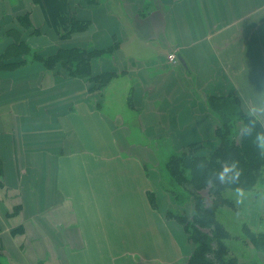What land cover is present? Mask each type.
<instances>
[{"label":"crops","instance_id":"0c3cea01","mask_svg":"<svg viewBox=\"0 0 264 264\" xmlns=\"http://www.w3.org/2000/svg\"><path fill=\"white\" fill-rule=\"evenodd\" d=\"M73 19L90 25L71 34ZM19 39L45 57L113 50L91 72L116 76L102 85L29 55L0 71L2 263L186 264L195 247L167 219L181 208L161 151L218 148L212 98L237 95L264 127V0H0V56ZM256 221L230 248L242 264H264Z\"/></svg>","mask_w":264,"mask_h":264},{"label":"trees","instance_id":"16d2710c","mask_svg":"<svg viewBox=\"0 0 264 264\" xmlns=\"http://www.w3.org/2000/svg\"><path fill=\"white\" fill-rule=\"evenodd\" d=\"M21 24L31 27L28 15L19 19ZM69 33L85 31L90 22H80L73 19ZM12 33H10L11 36ZM20 40V39H19ZM105 52L110 51H86L82 49L62 50L55 55L45 57L38 52L32 53L26 43L16 42L12 44L5 54L0 56V71L12 70L23 66L27 62L14 63L9 61L14 57L29 55L34 61L43 62L48 70H54L58 65H63L74 77H83L102 85H107L116 74L108 73L94 77L91 72V63ZM212 105L216 114L222 119V124L216 129V137L219 139V146L206 156L201 154L203 146L194 144L178 155H172L167 162V169L171 179L177 183L189 195L194 212L188 216L181 209H171L167 213L168 220H175L184 227L189 242L195 247L192 255L186 264H242L238 257L231 253L227 241L231 239V233L227 231L224 224L218 219V212L221 208L234 207L232 202L225 197L226 190H236L242 193L255 191L254 189L264 185V149H261L258 142L254 143L257 132L264 131V127L258 117L247 113L242 101L237 95H229L228 98H212ZM227 101H237L241 104L239 116L245 119L241 126L238 139L230 138L232 126L231 115L233 111L225 107L222 103ZM218 107V108H216ZM255 127L252 128V124ZM246 129H251V134L246 133ZM206 149V148H205ZM235 165V166H233ZM225 168L231 170L224 174L223 180L219 174ZM237 172L239 173L237 177ZM2 168H0V176ZM173 195L174 192H172ZM205 194H208V198ZM176 199H182V196ZM148 197L154 209L158 210V199L154 193L149 192ZM210 197V201H208ZM185 200V198L183 197ZM179 205L184 208L185 201ZM180 201V200H179ZM210 202V203H208ZM182 205V206H181ZM249 241L258 251H264V235L256 234L250 229L246 230ZM0 249V264L1 257Z\"/></svg>","mask_w":264,"mask_h":264},{"label":"rangeland","instance_id":"374dc122","mask_svg":"<svg viewBox=\"0 0 264 264\" xmlns=\"http://www.w3.org/2000/svg\"><path fill=\"white\" fill-rule=\"evenodd\" d=\"M170 63L175 65L173 62H170ZM115 92L120 93V91H118V89L116 88H115ZM218 104H221V103H217V104L212 103V105L214 106H217ZM222 105H224L227 108L231 107L233 111V115L230 116L231 117L230 126H232V129H231L232 131L229 134V136L230 138L238 139L240 135V131H241V129L239 128H241V126L245 122V119H242V117L239 116V112L241 110V104L237 101H233V102L227 101L225 103H222ZM204 148L201 151V154L204 156H206V154H209V152L214 151V148L212 147L206 146V149ZM166 152L167 151L163 149L161 151V153L163 154V158L169 160L172 153H166ZM166 171H168L167 165H166ZM168 177L171 183V184H167L168 191L174 192V194L179 197L182 196L181 197L182 199L179 198L180 200L179 201L178 199H176L175 195L171 194L170 195L172 196L171 200L175 202V206L178 207V204L180 205L182 203L181 201L184 200L183 199L184 197L186 200V201L184 200L185 206H184V209L181 208V210L186 212L188 216H191L193 208H192L190 201L188 200L189 195H187L186 192L183 190V188H181L177 183L172 181L169 171H168ZM254 190L255 191H246L244 193L240 191H236V190H233V191L226 190L224 192L225 197L228 200H230V202H232L234 207L221 208V210L218 212V219H220L225 224L229 232L232 233V238L227 241V244L230 246V248H232V251L234 253H236V251L242 250L241 247L243 244H242L241 239L244 238L243 231H242V228L244 226L243 222L245 221V224H247L251 220V216L254 215V217L257 219L256 223H254V225L252 226L253 230L256 232V234L264 235V185L262 186V188L259 187ZM205 195L208 198V194H205ZM208 201H210V197ZM171 209H175V208L172 207L170 208L169 211H171ZM251 256L253 259H256V256L254 255H251ZM249 261L250 263L252 262L251 260ZM1 262H2V259H1ZM2 264H4V261Z\"/></svg>","mask_w":264,"mask_h":264},{"label":"clouds","instance_id":"9594fccd","mask_svg":"<svg viewBox=\"0 0 264 264\" xmlns=\"http://www.w3.org/2000/svg\"><path fill=\"white\" fill-rule=\"evenodd\" d=\"M252 124V128L255 127V123L254 122H250ZM247 134H251V129H246L245 130ZM255 142H258L259 143V146L261 149H264V131H261V132H257L256 135H255V140H254V143ZM235 166V165H233ZM231 169L230 168H225L223 172H221L219 174L220 176V179L223 180L224 178V174L228 171H230ZM239 173L237 172V177H238Z\"/></svg>","mask_w":264,"mask_h":264},{"label":"built area","instance_id":"2783aa9c","mask_svg":"<svg viewBox=\"0 0 264 264\" xmlns=\"http://www.w3.org/2000/svg\"><path fill=\"white\" fill-rule=\"evenodd\" d=\"M169 60H170V62H173L174 64H176L179 61V58H178V56H175L174 54H170Z\"/></svg>","mask_w":264,"mask_h":264}]
</instances>
